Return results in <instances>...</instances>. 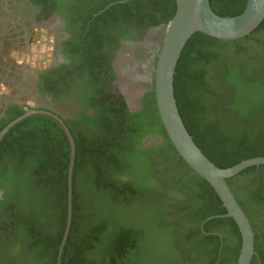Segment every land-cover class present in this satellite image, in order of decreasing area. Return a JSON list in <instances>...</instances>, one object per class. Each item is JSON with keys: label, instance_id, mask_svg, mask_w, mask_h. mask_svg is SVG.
<instances>
[{"label": "trees", "instance_id": "16d2710c", "mask_svg": "<svg viewBox=\"0 0 264 264\" xmlns=\"http://www.w3.org/2000/svg\"><path fill=\"white\" fill-rule=\"evenodd\" d=\"M23 1L31 15L30 6L36 9V23L66 14L71 38L61 55L68 64L38 75L28 96L40 105L0 95V133L28 111L50 113L68 129L74 156L69 186L71 145L49 115H30L3 136L0 264H237L239 230L221 217L226 210L217 194L176 152L154 91L131 112L115 85L120 41L167 26L175 0H75L67 13L64 0ZM209 4L226 18L240 15L246 0ZM19 81L16 72L0 69V85L18 95ZM173 89L188 134L217 168L264 157V21L235 41L193 35ZM72 96L69 117L49 107ZM153 136L159 142L144 147ZM226 183L254 232L251 264H264V166Z\"/></svg>", "mask_w": 264, "mask_h": 264}, {"label": "water", "instance_id": "95a60500", "mask_svg": "<svg viewBox=\"0 0 264 264\" xmlns=\"http://www.w3.org/2000/svg\"><path fill=\"white\" fill-rule=\"evenodd\" d=\"M175 4L176 10L172 20L167 26H161L165 29V34L154 75V93L158 114L178 155L217 194L226 210V214L221 217L230 218L235 222L241 235V249L237 264H251L255 255L254 232L226 180L239 175L248 168L264 166V157L248 159L228 169H219L212 164L195 145L181 120L174 97L173 81L180 55L193 35L200 33L221 41H235L247 37L264 21V0H246L245 8L240 15L226 18L219 17L212 12L209 0H175ZM33 84H36V80ZM34 114L52 116L68 136L72 149L69 168L70 186L74 143L68 129L58 117L46 112L28 111L1 131L0 141L15 124Z\"/></svg>", "mask_w": 264, "mask_h": 264}, {"label": "rangeland", "instance_id": "374dc122", "mask_svg": "<svg viewBox=\"0 0 264 264\" xmlns=\"http://www.w3.org/2000/svg\"><path fill=\"white\" fill-rule=\"evenodd\" d=\"M55 25V18L47 22L35 23L22 0H0V66L11 73L32 76L47 68L56 51ZM163 34H165V29H163ZM140 56H142L141 53L133 49L125 50L121 52L114 64L117 77L115 85L132 111L139 108L140 96L146 90L145 85H147L145 74L142 75V68L134 67L135 61ZM131 68H139L140 71ZM8 78L14 81V77L9 74ZM24 81L28 82L22 80ZM28 83L30 87L25 88L23 85L19 95L12 86L2 84L0 95L21 104L26 103L29 107L40 105L41 102H34L28 96L33 89V83ZM25 98L27 101H24ZM65 106L61 105L60 108L58 105L49 104L54 111H64Z\"/></svg>", "mask_w": 264, "mask_h": 264}, {"label": "flooded vegetation", "instance_id": "af4514ba", "mask_svg": "<svg viewBox=\"0 0 264 264\" xmlns=\"http://www.w3.org/2000/svg\"><path fill=\"white\" fill-rule=\"evenodd\" d=\"M75 0H64V6H66L65 8V12H69V7H71V5H73ZM22 2H24L22 0ZM30 8L32 10H34L36 12V9L33 6H30ZM33 12V15H31L30 10L28 8V13L31 15L32 19L34 20L35 18V12ZM66 14H59V13H55L52 15L51 18H55L56 19V27H55V41H56V51L54 54V57L52 59L51 64L47 67V68H53V67H57L61 64H68V61L66 62V60L64 59V57H62L61 55V51L63 50V43L64 42H68L69 39L71 38V27L68 26L67 21L65 20ZM50 20V19H49ZM48 20V21H49ZM47 22V21H45ZM36 23V22H35ZM42 23V22H41ZM163 28L160 27H154L149 29L144 37L142 39H138L135 41H130V40H121L120 41V48L116 54V57L113 61V70L114 73L116 75L115 72V68H114V64L115 61L117 60L118 56L121 54V52L125 51V50H129V49H133L137 52H140L142 56H140V58L138 60L135 61V66L134 67H139L142 70V75L144 76L145 80H146V90L141 94L140 99H139V108H137L136 110L131 112H136L142 109V102L144 100H146V95L151 93L152 91H154V75H155V67H156V63H157V57L159 54V50L160 47L162 45L163 42ZM139 68H131L132 70H139ZM1 70H4V67L0 66ZM6 71V69L4 70ZM42 70L36 72L34 74V76L28 74H21L19 75L21 77L22 80H27L28 82H31V84L34 82V80H36V84H33V87L37 85V79H38V75H40ZM132 75V74H131ZM117 79V77H116ZM139 79V78H138ZM24 81V82H20V86L23 87V85L25 86V88H29L30 84ZM77 92H75V96H77ZM76 103V98L74 96H72V99L67 100L64 104L65 106V110L62 111L63 115L66 117H69V108L71 107V105H74ZM75 110L74 112H77L80 107L79 105H75ZM130 109V108H129ZM87 113L89 114H93L92 111H87ZM159 142V138L157 136H153L150 138V142L147 145H144V147L147 146H151V145H155L156 143ZM4 196V192L2 189H0V200L3 199Z\"/></svg>", "mask_w": 264, "mask_h": 264}, {"label": "bare ground", "instance_id": "6f19581e", "mask_svg": "<svg viewBox=\"0 0 264 264\" xmlns=\"http://www.w3.org/2000/svg\"><path fill=\"white\" fill-rule=\"evenodd\" d=\"M136 72V71H135Z\"/></svg>", "mask_w": 264, "mask_h": 264}]
</instances>
